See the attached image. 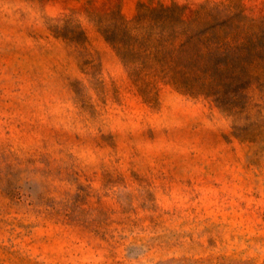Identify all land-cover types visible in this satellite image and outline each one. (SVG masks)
I'll use <instances>...</instances> for the list:
<instances>
[{"label":"rangeland","instance_id":"rangeland-1","mask_svg":"<svg viewBox=\"0 0 264 264\" xmlns=\"http://www.w3.org/2000/svg\"><path fill=\"white\" fill-rule=\"evenodd\" d=\"M173 3L264 17V0H0V264H264V76L241 116L170 85L149 99L105 37Z\"/></svg>","mask_w":264,"mask_h":264},{"label":"trees","instance_id":"trees-1","mask_svg":"<svg viewBox=\"0 0 264 264\" xmlns=\"http://www.w3.org/2000/svg\"><path fill=\"white\" fill-rule=\"evenodd\" d=\"M103 31L130 67L139 92L149 99L157 96L159 84L170 85L241 116L248 112L249 89L262 79L253 71L264 76V17L250 18L236 6L140 5L131 22ZM261 117L259 109L248 127L264 122Z\"/></svg>","mask_w":264,"mask_h":264}]
</instances>
